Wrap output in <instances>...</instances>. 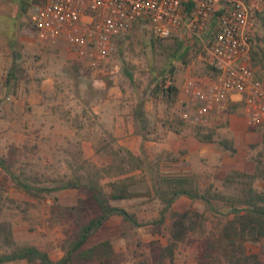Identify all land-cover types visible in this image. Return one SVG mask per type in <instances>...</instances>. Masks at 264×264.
<instances>
[{"label": "rangeland", "instance_id": "374dc122", "mask_svg": "<svg viewBox=\"0 0 264 264\" xmlns=\"http://www.w3.org/2000/svg\"><path fill=\"white\" fill-rule=\"evenodd\" d=\"M19 5V0H0V155L11 146L17 147L16 173L28 175L34 184L54 186L85 176L93 167L113 164L114 158L118 159L113 152L124 149L144 161L143 169L129 172L136 175L134 187L141 191L159 176H189L200 189L213 185L214 189L230 194L240 187L238 182L225 180L232 171L254 173L259 166L264 173V138L248 123L240 105L230 104L200 120L185 119L177 124L189 95L177 90L173 100L168 98L161 85L164 72L173 67L175 81L178 73L182 76L181 85L191 75L210 73L183 38L159 40L144 25L135 24L117 38L108 70H93L72 58L65 45L41 47ZM12 66L16 68L17 80L11 78L7 83L5 77ZM254 66L256 74L264 76V68L260 64ZM103 104L107 108L90 119L93 113L87 110ZM47 110L52 112L47 114ZM116 116L122 117L121 123L129 122L132 126L130 134L123 130L127 144L118 142L110 126V122H117ZM169 122L177 126L178 132L170 129ZM54 123L59 126L54 128ZM199 126L213 129L216 140H230L235 150L226 149L217 141L198 140L195 131ZM51 128L59 132L54 133ZM83 136H92V142L86 143ZM168 151L172 154H166ZM253 185L264 192V176H257ZM0 193V217L11 223L15 241L36 243L51 253L63 252L61 245L73 237L74 214L63 206H78L76 212L82 213L83 218L98 211L86 190L62 188L35 198L16 188L1 169ZM112 203L133 212L141 223L147 224L131 226L121 216H112L90 237L89 244L103 239L112 241L114 256L104 264L149 260L152 242H166L165 229H161V235L152 233L155 228L151 221L159 215L160 201L146 195ZM188 208L205 211L201 200L185 195L173 203L175 210ZM205 214L209 217L207 229L213 228L217 216L208 211ZM196 245L180 243L176 263L194 264ZM246 248L264 262V240L247 242ZM6 250L0 244V253ZM4 264L28 263L20 260Z\"/></svg>", "mask_w": 264, "mask_h": 264}, {"label": "trees", "instance_id": "16d2710c", "mask_svg": "<svg viewBox=\"0 0 264 264\" xmlns=\"http://www.w3.org/2000/svg\"><path fill=\"white\" fill-rule=\"evenodd\" d=\"M20 13H26L28 4L19 0ZM261 33L255 38V45L251 51L252 64H260L264 68V10L258 13ZM16 68L7 72V83L15 77ZM165 73L168 74L169 84L165 89L168 98L173 100L177 93L173 67L167 68L162 76L161 85L164 84ZM164 90V89H163ZM173 98V99H172ZM180 117L177 124H182ZM168 126L178 132L177 126L169 122ZM196 138L201 141H217L221 146L231 151L235 148L231 141L225 138L214 139V130L199 126ZM17 147H9L7 153L0 155V169L3 170L25 195L41 198L62 188H76L88 191L95 200L98 211L87 214L77 213L78 206H63L74 214L75 229L73 237L68 238L61 245L63 255L54 261L48 252L33 243H17L13 237L12 225L0 217V244L7 248L0 253V264L24 260L28 264H77L80 262H97L104 264L114 256V246L110 239H103L89 244L90 237L97 232L113 215L121 216L131 226L146 225L141 223L133 212L122 206L113 204V200L134 198L140 196H154L160 201L159 215L151 221L155 228L152 233L161 235V229L166 230L164 244L152 242L150 259L139 260L136 264H177L175 253L180 243H197L195 264H264L257 253L247 251V242L264 240V192L258 191L253 180L264 176L262 169L257 166L254 173L232 171L225 180L238 182L240 185L236 193H224L208 185L200 189L195 179L189 176H159L145 191L135 189L137 182L131 170L143 169V159L129 150L114 151L113 164L107 167H93L85 176L68 179L54 186H41L30 181L25 174L16 173L15 155ZM121 152V153H120ZM166 154H172L170 151ZM118 161V163H117ZM116 162V163H115ZM129 170L127 169V167ZM106 178V181H103ZM36 181V179H33ZM185 195L192 200L199 199L205 211L194 208L185 210L173 209V203L180 196ZM0 193V200L2 199ZM8 201L12 198L6 197ZM217 216L213 228L207 229L209 217L205 214ZM221 212V213H220ZM221 214V215H220ZM220 215V216H218ZM197 234L196 238L194 235Z\"/></svg>", "mask_w": 264, "mask_h": 264}, {"label": "built area", "instance_id": "2783aa9c", "mask_svg": "<svg viewBox=\"0 0 264 264\" xmlns=\"http://www.w3.org/2000/svg\"><path fill=\"white\" fill-rule=\"evenodd\" d=\"M25 1L35 39L65 45L72 58L93 70H108L117 38L135 24L159 40L183 38L210 73L185 79L181 91L189 99L180 117L200 120L214 110L240 105L264 138V76L256 74L251 59L264 0ZM168 84L165 73L164 91Z\"/></svg>", "mask_w": 264, "mask_h": 264}, {"label": "crops", "instance_id": "0c3cea01", "mask_svg": "<svg viewBox=\"0 0 264 264\" xmlns=\"http://www.w3.org/2000/svg\"><path fill=\"white\" fill-rule=\"evenodd\" d=\"M38 44H40L39 42H38ZM40 46L41 47H43V48H54V47H58V46H56V45H54V46H48V45H45V44H40ZM176 81H175V85L177 86V88H178V91L180 90V92H183V91H181V83H182V76H181V74L180 73H178V76H176ZM179 85H181V86H179ZM179 92V94L180 95H182V93H180ZM102 106H104V107H102ZM107 105H105V104H103V105H100V107H98V106H91L88 110H87V112L88 113H93V115H92V117H90V119H95V113H99L100 114V110H103V108H107L106 107ZM39 107V106H38ZM39 108H43V107H39ZM114 108V107H113ZM36 110H41V109H36ZM42 111V110H41ZM47 112V114L48 113H51L52 112V110H47L46 111ZM105 114H107L108 115V113H106L105 111H104V116H105ZM89 119V118H88ZM105 119L108 121V118L105 116ZM116 119H117V122L116 123H113L112 124V122H110V126H111V128L113 129V131L115 132V134H116V136H117V139H118V142H120V143H125V144H127V141H125L124 139H123V137H122V135H123V130L124 131H126V133H132V126L130 125V123L129 122H127V125L126 124H123V123H121L122 121L121 120H123L122 119V117L120 118L119 116H116ZM83 124V123H82ZM59 126V123H54L53 124V127L54 128H57ZM52 127V126H51ZM54 128H51V129H53V131H54V133H57V132H59V130H57V129H54ZM52 135H54V134H52ZM57 136V135H56ZM59 136V135H58ZM80 137L78 138L79 140H81L82 139V136L81 135H79ZM84 137V139L86 140V143H88V144H90L91 142H92V136H83ZM81 142H83V141H81ZM84 143V142H83ZM128 148H129V146H128ZM114 201V200H113ZM113 216H115V215H113ZM112 217V216H111ZM34 244V243H33ZM36 244V243H35ZM37 245V244H36ZM37 246H39V245H37ZM114 246V245H113ZM40 248H42L41 246H39ZM42 249H44V248H42ZM44 250H46V249H44ZM47 252H48V254H49V256H50V258L52 259V260H54V261H56V260H58V259H60L61 257H62V255H63V252L62 251H55L54 253H51V252H49L48 250H46ZM197 255V254H196ZM196 259V258H195ZM194 264H195V262H194Z\"/></svg>", "mask_w": 264, "mask_h": 264}]
</instances>
